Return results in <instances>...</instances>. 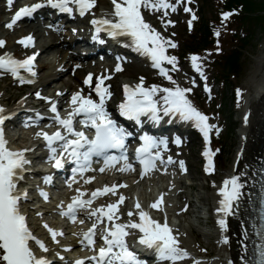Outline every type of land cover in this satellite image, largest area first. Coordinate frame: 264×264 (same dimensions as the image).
<instances>
[{"label": "snow or ice", "instance_id": "obj_1", "mask_svg": "<svg viewBox=\"0 0 264 264\" xmlns=\"http://www.w3.org/2000/svg\"><path fill=\"white\" fill-rule=\"evenodd\" d=\"M176 3H171L170 0H112L114 11L112 15L114 19L106 16L93 17L91 23L95 26L93 39H99L98 33L101 29L107 31L109 36H126L130 39L132 47L138 51L148 55L153 66L160 70V73L165 76L169 81H173L174 87H163V95L159 99L155 98L157 91L161 90L160 85L153 84L150 87H145L143 77L140 82L134 85L124 84V100L119 105L120 113L124 116L133 118L137 123L141 122V116L147 115L148 118L154 122L161 120L160 112L168 115H179L182 120L190 121L193 126L198 128L203 134L205 141L204 156L207 159L205 170L208 172L214 171L212 157L214 152L208 146L210 141V132L215 129L219 132L217 125L209 122V116L203 111L198 109L194 103L188 98L186 93L192 91L190 88H184L179 85L169 75V69L164 67V62L177 66V57L169 55L167 49L169 47H176V42L172 41L169 37H164L157 31L149 22H147L141 12V7H151L152 9H176ZM9 5L13 0H8ZM96 3V0H36L35 3L25 4L17 10L7 24V27H12L16 20L23 16H31L33 12L40 8L43 4H49L61 11L73 12L75 5L76 10L81 15H84ZM185 11H191L190 8H185ZM235 11V9L233 10ZM167 15V12H165ZM222 17L227 18L231 15L230 12L221 13ZM165 24H172L174 21H164ZM191 26V21H189ZM219 35V32L216 33ZM31 34L20 38V42L28 44L33 41ZM5 43L0 39V45ZM219 51V48H217ZM36 54L25 59H17L11 53H4L0 55V69H4L12 73L13 76L19 77L21 83L24 82V77L20 73V69H27L28 72H35L32 67L33 57ZM119 59V58H118ZM192 66L203 75V68L200 67V57L197 54L191 55ZM122 65L116 64V70H121ZM3 75V72H0ZM92 73H89L84 79L85 84L92 83ZM107 79L105 76H98L95 78V91L99 95V100H94L91 96H83L80 91L72 94L73 109L67 114L66 117H61L56 102L52 101L51 110L56 113L53 117L60 125L63 126L64 132L61 128H57L54 132H38L36 135H43L47 141V146L50 150L49 159L55 161V167H63L64 160L67 158L74 161L76 167L73 168V174L78 172L83 175L92 164V157L94 155L104 158V164L110 165L117 160H123L125 163L122 165L121 170L131 169V163H127V151L125 147V138L130 136L131 133L119 125L115 119L108 113L105 100L111 96L109 86L104 83ZM194 82V81H193ZM208 89V85H205ZM239 94V90H237ZM37 96L41 93L37 92ZM46 100H51V97H44ZM162 101V106L161 102ZM4 106L0 105V264H51L48 258L44 255H37L33 248L30 246V241H35L39 247L47 251V246L44 241L35 236L27 223L26 213L21 211L20 199L21 197L27 198V189L20 190L17 187V182L22 178L24 165L29 163L24 153L29 151L27 148L11 149L7 147V140L4 137L3 122L6 117L4 115ZM81 114V123L85 126H91L95 131L94 135L89 137L83 129L77 130L73 123V116ZM12 115L11 112L8 113ZM39 117V113H37ZM70 137H75L70 138ZM140 139L143 141L136 148V158L142 165L141 176L145 172L156 167L157 158L163 159L161 156L163 145L167 147V138H156L149 136L147 133L142 135ZM60 142V150L54 142ZM175 143H181L180 137L175 138ZM153 148L156 150L153 151ZM119 149V155L111 151ZM218 151V149H217ZM168 162L172 161L169 156ZM181 168L184 167V162L180 161ZM103 171V166L100 169ZM50 177H45L49 180ZM93 177H87L91 180ZM112 189L119 187L113 184ZM241 182L237 175L226 177L223 181V186L218 188L221 194L219 207L216 212L222 214L218 217V223L221 228H225L226 217L232 211L235 202H237L241 195ZM109 190L105 185L103 190L97 188L92 192V196L84 199L82 198L81 189H76L78 195H74L68 203L67 208H62V215L68 216L71 220L77 219V209L91 205V200L96 197L98 193ZM41 194L47 198V194L41 190ZM163 194H161L162 196ZM124 200L123 194L120 199L115 203H109L99 208H92L90 215L96 216V221L83 232V239L81 242L86 241L89 245L95 246L96 225L100 223L105 217L110 222V226L102 229V239L104 243L100 246L98 252H95L90 258L77 259L74 264H83L84 259H91L96 264H146L145 261L139 258L138 254L130 249L126 237L129 235L130 228L139 229V241L150 247L154 248L156 255L159 259L179 260L190 253L186 249L179 247L178 234H174L171 227L167 223V218L163 223L153 219L150 214L144 211L139 203L136 201L134 207L138 210L137 215L139 221L129 219L125 223L118 222L119 217L116 215L117 206ZM160 201H154L152 206L159 207ZM63 206V202H61ZM129 217L133 215L131 209L128 212ZM261 225L259 232L264 235V209H262ZM83 223V221H80ZM45 227L48 228L53 240L56 239L58 234H62L60 230L50 227L45 222ZM227 240V237H223ZM65 247H70L66 245ZM196 264V261H193ZM245 264H264V241L261 242L257 248V253L254 261H245Z\"/></svg>", "mask_w": 264, "mask_h": 264}, {"label": "rangeland", "instance_id": "obj_2", "mask_svg": "<svg viewBox=\"0 0 264 264\" xmlns=\"http://www.w3.org/2000/svg\"><path fill=\"white\" fill-rule=\"evenodd\" d=\"M217 3L218 0H198L196 7L193 6L191 8L192 12L190 11L186 15H180L183 17L182 19H178L176 25L173 26L176 29L172 33L170 32L172 31L170 28V38L174 39L176 42V47H173L174 50L172 55L177 57V66L172 68L169 75L173 76L174 80L178 82L180 86L192 89V91L186 93L188 98L194 103V105L196 104L197 106L200 105L203 107L208 113L212 123L219 127L220 134L214 136L216 150H219L218 170L213 173V175L209 176H205L201 173L200 160L198 157V140L192 135L190 136L192 138V142L186 144L181 154V157L185 158L189 163V173L185 176H180L177 172H173L172 175L174 177L170 180L184 184L186 193L188 192L190 194V196H187L185 193V196L188 199H192V203L194 204L190 206V212L188 214L187 212H183L181 210L182 203L177 205V207L174 206L177 199L173 198V195L171 197L166 195V193L169 192L164 190L165 184L167 183L165 179L150 177L147 180L138 183L134 188H129L126 191L128 195L127 203L124 206L126 212H128L129 209L133 210L131 208L132 203L130 201L133 194H135V197L139 199V203L144 201V197H148L145 201L152 199L154 196L151 191L158 190L157 193L160 192V194H164L166 198H164V200H166L164 209L168 213L173 214V216H170L169 214L168 217L174 224H176L177 221L179 222V225L175 230V233L178 234L177 238L180 242L179 247L186 249L187 252L190 253L186 260H183L182 258L175 261L174 264H193L194 260L196 261V264H205L206 260L203 255L205 252L211 253V250L215 251V256H220V253L213 242L214 237L207 238L203 234V231L212 229L211 220L210 218H207L208 213L206 211V206L210 203L206 201L205 205H203L198 196L201 194L205 195L207 192L211 194L212 185L217 183L221 173H224L225 169L231 164L232 155L238 145L240 135V131L238 130V108L240 102L237 100V90H242L251 85L252 78H254V75L262 68V63L259 59L264 56V30L253 27L252 34L250 35V41L246 46L245 55L241 60L244 68H242L239 78L236 75V78L231 79L227 86L226 84L218 83L211 67L207 65L206 59L202 57H200L199 64L200 67L203 68V75H201L199 71H197V74L195 73L196 68L192 66L191 53L186 54L183 52V47L186 44V41L190 39L189 34L195 29L197 22L202 20L209 22L215 11L219 9ZM189 21H191V26L189 25ZM148 71L149 73L145 74L146 79L147 81H152L156 75L154 71ZM195 75H198V77H195ZM125 76L127 75H124L123 77ZM139 77L140 75H136L135 79ZM118 79H120V77H118ZM155 82L158 85L160 84L161 87L163 85L174 86L173 81H169L165 76L155 79ZM6 83L7 82L4 80L0 81V88H4V92L6 95L10 94L11 99L16 98L18 94L23 91L22 90L17 93L15 87L11 88L12 86L10 85L5 86ZM206 84L208 85V88L211 87L212 94L207 92L208 89L203 90ZM8 89L12 91H9ZM158 93L161 94V90L158 91ZM234 121V127L237 125L235 129L232 127V123ZM229 124H231L230 127ZM215 132L217 131L214 129V135ZM24 141L26 140L20 139L17 143H24ZM220 146L221 150L219 149ZM176 187L177 186L174 185V188ZM191 209L194 210L191 211ZM49 210H52V207H49ZM30 218L35 221V225L39 227L37 232L44 238L48 235V228L45 227V222H47V224L52 228H60L54 225L53 222H57V220L52 212H50L49 215L43 214L40 217L31 214ZM189 222L192 223L195 228H193L194 230L192 231V235L190 234L189 229H187V224H189ZM70 238L71 235L67 234L64 237L56 238L55 241L50 240V248L55 247L57 250L58 247L66 244L67 240H70ZM197 248H202L203 250L198 251ZM212 254H214V252H212ZM209 264H213V262Z\"/></svg>", "mask_w": 264, "mask_h": 264}, {"label": "bare ground", "instance_id": "obj_3", "mask_svg": "<svg viewBox=\"0 0 264 264\" xmlns=\"http://www.w3.org/2000/svg\"><path fill=\"white\" fill-rule=\"evenodd\" d=\"M107 0H97V3L100 6H104L102 9V14H106L107 9L109 10V7L106 6ZM171 2V0H170ZM171 3H176L175 1ZM4 3L0 1V7H2ZM179 4H176V9L178 8ZM12 6L10 5L9 8ZM146 9H149L151 7H145ZM3 9V8H1ZM106 9V10H105ZM169 9V12H168ZM168 9H152L151 8V17H147L146 20L149 22H153L161 29H166V26L164 25L165 18L169 17L165 15V12L167 14H171L173 18H175V10H172L171 8ZM172 10V11H171ZM150 18V19H149ZM171 20V19H169ZM9 23V19L3 21L0 20V26L4 27V29L8 30L9 27H7V24ZM174 25V23H172ZM34 30L39 34L38 35V42L42 43L44 46L43 54L48 53L49 51H57L58 53L62 52L61 48L63 46V43L60 41H55V38L52 37V30L43 29L40 27L39 24H35V27H33ZM171 33L176 29L175 27L171 28ZM170 30V29H169ZM167 31V29H166ZM21 35H25L24 30L20 29ZM24 33V34H23ZM171 33H164L167 37L170 38ZM16 34V38L21 36ZM174 35V34H172ZM1 36V33H0ZM43 36L48 37L46 40L43 38ZM18 49H22L21 46L17 42H13L11 45L8 46L7 51H16ZM72 58V55H67L64 53L59 62L56 64H48V63H42L40 62L39 66L42 64V68H46V70H43L41 73V76L37 78V81L35 84H38V88L46 89L45 87L48 85L49 81L52 83L54 80H56L57 75H61V77L64 75V72L67 69H63L62 67L58 66L61 62L65 59ZM259 61L262 63V68L260 69L261 72L257 74V76H254V81L251 82V85L249 86L248 92L245 95V99L243 100V105L241 108L242 111V121L240 122V135L241 138L238 140V146L237 150L232 155V163L230 164L228 170L225 172V176H232L237 175L239 177V180L241 182L242 188L245 185L247 181H249L250 172L252 169V166L254 165L258 153H259V146L261 142V136H262V129L264 126V56L263 58L259 59ZM152 62V61H151ZM153 63V62H152ZM123 70V69H122ZM124 71V70H123ZM136 71L135 68L130 69V73H134ZM38 72V70H37ZM195 73L197 74V70L195 69ZM255 74V75H256ZM1 76V75H0ZM195 77H198V75H195ZM10 84L9 82L7 85ZM6 86V85H5ZM45 86V87H44ZM72 84L64 83L63 87L67 90L70 88ZM183 87V86H181ZM34 97V90L28 93L27 97ZM246 106V107H245ZM249 110L245 112V108H248ZM174 117V116H173ZM165 118H168L165 117ZM165 121V120H164ZM224 168V167H222ZM221 168V169H222ZM214 188V187H213ZM187 196H190V194L187 192ZM196 195V194H195ZM199 197L200 202H202L203 205H205L206 201L210 203L213 201V204L216 206L219 205V195L218 193L215 194V191L210 193L201 194ZM197 197V198H198ZM189 205H194L192 203V199H190ZM145 209L149 210L147 206ZM146 210V211H147ZM194 209H191L193 211ZM157 213L165 214L164 217L168 218V215L173 216L172 213H168L164 207L162 209L158 210ZM244 219H242L241 216V202H235V205L232 209V211L228 214V219L226 221L227 226L224 228L225 234H223V237H227L226 243L221 246L220 251L224 253H229L231 256H224V257H218L213 258L212 262L213 264H242V248H243V241L245 239L244 236V228H246L245 224L243 223ZM192 223L189 222L187 224V229H189L190 234L192 235L193 229ZM216 231L214 230H205L203 231L204 236L207 238L211 237V235H216ZM222 237V240H224ZM187 256L183 257V260H186ZM223 260V262L221 261ZM177 261V260H175ZM225 261V263H224Z\"/></svg>", "mask_w": 264, "mask_h": 264}, {"label": "trees", "instance_id": "obj_4", "mask_svg": "<svg viewBox=\"0 0 264 264\" xmlns=\"http://www.w3.org/2000/svg\"><path fill=\"white\" fill-rule=\"evenodd\" d=\"M235 2L241 4L243 7V11L246 12L243 16L245 22L252 23L253 21L257 20L258 22L264 23V0H229V3ZM204 41L205 38L203 39V42ZM237 60L238 54L236 52H233L228 56V66L232 67L237 62Z\"/></svg>", "mask_w": 264, "mask_h": 264}]
</instances>
